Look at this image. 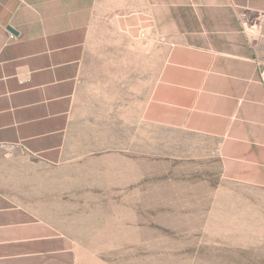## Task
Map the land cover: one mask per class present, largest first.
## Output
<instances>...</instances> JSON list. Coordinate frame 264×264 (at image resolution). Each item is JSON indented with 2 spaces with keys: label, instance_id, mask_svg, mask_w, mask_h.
I'll return each instance as SVG.
<instances>
[{
  "label": "crops",
  "instance_id": "1",
  "mask_svg": "<svg viewBox=\"0 0 264 264\" xmlns=\"http://www.w3.org/2000/svg\"><path fill=\"white\" fill-rule=\"evenodd\" d=\"M94 94L133 127L214 140L225 240L264 264V0H0V148L64 158ZM0 264L80 263L0 192Z\"/></svg>",
  "mask_w": 264,
  "mask_h": 264
},
{
  "label": "rangeland",
  "instance_id": "2",
  "mask_svg": "<svg viewBox=\"0 0 264 264\" xmlns=\"http://www.w3.org/2000/svg\"><path fill=\"white\" fill-rule=\"evenodd\" d=\"M93 100L78 111L64 158L0 148V192L71 233L80 264H261L231 248L209 200L207 186L220 180L214 140L133 127Z\"/></svg>",
  "mask_w": 264,
  "mask_h": 264
},
{
  "label": "built area",
  "instance_id": "3",
  "mask_svg": "<svg viewBox=\"0 0 264 264\" xmlns=\"http://www.w3.org/2000/svg\"><path fill=\"white\" fill-rule=\"evenodd\" d=\"M250 27H251V26H250ZM247 28H248V27H247ZM249 29L252 31V28H249ZM249 29H247V30H249ZM249 36H251V38H250L251 40L254 39L252 35H249Z\"/></svg>",
  "mask_w": 264,
  "mask_h": 264
},
{
  "label": "water",
  "instance_id": "4",
  "mask_svg": "<svg viewBox=\"0 0 264 264\" xmlns=\"http://www.w3.org/2000/svg\"><path fill=\"white\" fill-rule=\"evenodd\" d=\"M10 29V28H9Z\"/></svg>",
  "mask_w": 264,
  "mask_h": 264
}]
</instances>
